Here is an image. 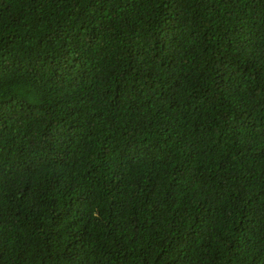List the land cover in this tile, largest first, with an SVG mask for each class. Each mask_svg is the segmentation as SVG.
<instances>
[{
  "label": "trees",
  "instance_id": "obj_1",
  "mask_svg": "<svg viewBox=\"0 0 264 264\" xmlns=\"http://www.w3.org/2000/svg\"><path fill=\"white\" fill-rule=\"evenodd\" d=\"M0 264H264V0H0Z\"/></svg>",
  "mask_w": 264,
  "mask_h": 264
}]
</instances>
